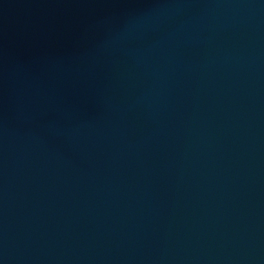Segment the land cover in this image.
<instances>
[{"label": "water", "instance_id": "water-1", "mask_svg": "<svg viewBox=\"0 0 264 264\" xmlns=\"http://www.w3.org/2000/svg\"><path fill=\"white\" fill-rule=\"evenodd\" d=\"M0 264H264V0H0Z\"/></svg>", "mask_w": 264, "mask_h": 264}]
</instances>
